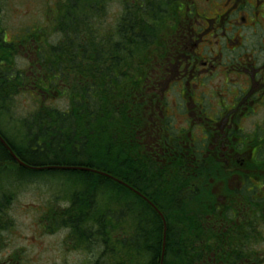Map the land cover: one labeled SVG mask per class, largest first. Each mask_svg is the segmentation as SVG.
Listing matches in <instances>:
<instances>
[{"label": "trees", "instance_id": "trees-1", "mask_svg": "<svg viewBox=\"0 0 264 264\" xmlns=\"http://www.w3.org/2000/svg\"><path fill=\"white\" fill-rule=\"evenodd\" d=\"M81 1H65L54 22L60 39L49 45V50L36 52L41 68L33 80V97L38 109L19 122L17 133L34 139L22 149L1 132L0 136L29 167H82L99 174L69 172L84 186L69 185L54 176L64 173L60 170L18 167L0 144L2 165L18 167L17 176L12 179L0 177L2 184L10 186L6 196L0 198V250L5 245L3 234L10 229L11 219L6 211L14 200L16 187L32 183L48 184L54 190L41 215V228L49 234L65 231L64 244L83 256L81 264H160L163 223L157 210L166 224L162 264H203L212 258L211 254L218 260V247H206L203 215L200 210L192 214V205L183 202L181 196L187 192L192 199H202L205 190L201 172L193 181L198 188L189 192L184 174L179 170L173 174L157 170V157L138 140L137 132L146 121L147 96L142 85L152 58L163 44L167 23L176 15L172 0H130L114 22L107 0L102 1L104 6L98 1L96 11L90 5L95 13L92 15L87 12L89 7L78 5ZM8 48L18 62L17 46L4 40L0 5V101L6 106L12 104V96L27 93L30 88L19 63L6 62ZM46 99H65L67 107L46 106ZM96 138L104 141L98 147L102 154L95 162H78L79 151L91 155L90 143ZM79 145L83 150L77 152ZM54 150L65 151L66 158L55 155L49 160V153ZM127 162L141 168L126 174ZM110 176L127 186L111 183ZM93 186L101 190L94 200L86 193ZM157 186L168 197L176 195L178 202H157ZM140 187L149 190L145 192ZM133 190L141 196L134 195ZM127 191L137 203L133 201L125 210L122 196Z\"/></svg>", "mask_w": 264, "mask_h": 264}, {"label": "flooded vegetation", "instance_id": "flooded-vegetation-1", "mask_svg": "<svg viewBox=\"0 0 264 264\" xmlns=\"http://www.w3.org/2000/svg\"><path fill=\"white\" fill-rule=\"evenodd\" d=\"M107 5L114 22L123 7ZM172 8L142 86L152 98L139 143L157 170L183 173L191 193L201 172L202 199L181 196L203 215L206 247H218V260L203 264H264V0H172ZM157 196L166 197L158 186Z\"/></svg>", "mask_w": 264, "mask_h": 264}, {"label": "rangeland", "instance_id": "rangeland-1", "mask_svg": "<svg viewBox=\"0 0 264 264\" xmlns=\"http://www.w3.org/2000/svg\"><path fill=\"white\" fill-rule=\"evenodd\" d=\"M65 0H0V5L2 9V21L4 26V35L8 42L12 43L15 40L17 35L23 34L28 28L40 27L45 29L51 36V40L56 38V34H53L52 30V20H53V11L56 8L58 2H64ZM81 1V0H80ZM102 5L104 0H83L80 4V7H91L95 6V2H98ZM120 7H125V1L119 0ZM87 4V5H86ZM127 5V4H126ZM104 6V3L103 5ZM78 7V6H77ZM64 6L62 10H64ZM55 10V12H56ZM91 12L90 15L95 14L94 9L90 7L87 12ZM121 11V9H120ZM102 14V13H101ZM72 24V21H69ZM70 26V25H69ZM117 27V26H116ZM170 25L168 24L166 30H170ZM5 52L9 55V59L6 62L17 64L15 57L11 55V49L8 48ZM22 49L18 52V56L21 59L20 63L21 71L25 74H30L28 65V56L22 52ZM22 54V55H19ZM3 71V70H2ZM4 72V71H3ZM5 74V73H3ZM12 104L9 106L4 105L0 101V132L3 137L7 140H10L16 147L25 149L29 141H32L33 137H24L23 135L17 134L19 131V122L22 121L30 115L37 111L38 102H36L28 94L14 95L12 96ZM46 106H52L56 108L65 109L67 107V101L65 99H58L50 103L47 102ZM7 107V108H6ZM49 129H47L48 131ZM0 136V138H3ZM103 140L95 139L90 143L89 152L91 155H88L85 151H79L81 149L80 145L77 146V152L79 153L78 162L88 163L89 161L95 162L99 154L98 147ZM104 143V141H103ZM83 150V149H81ZM64 154H62V153ZM48 156L51 160V156H63L66 158L65 151L59 152H50ZM84 155V156H81ZM81 156V157H80ZM107 156V155H106ZM105 156V160L108 157ZM84 158V159H83ZM64 161H69L65 159ZM74 161V162H77ZM86 161V162H85ZM17 165V164H16ZM8 164L2 165L0 161V177L6 179H12V176H17V166ZM106 166V165H105ZM24 168L22 166H19ZM107 167V166H106ZM103 167V168H106ZM127 169V167H125ZM46 170V169H44ZM54 170V169H51ZM129 169H127L128 172ZM62 173H57L54 175L58 179L64 180L69 185H79L80 187L84 186V183L81 179L72 178L74 175L67 174L69 172H74L72 170H61ZM131 171V170H130ZM129 171V172H130ZM84 172V171H82ZM126 172V174H127ZM109 176L107 174H104ZM21 177V176H20ZM110 182L114 183L115 178L111 177ZM1 179V178H0ZM110 183V185H111ZM125 183V182H124ZM48 184H32L25 183L16 187V194L12 204L8 207L6 213L11 219L10 229L4 232V249L0 251V262L6 259L14 258L19 264H81L83 261V256L76 252L68 250L64 244L65 232L60 231L57 234L46 233L40 226L41 215L46 209L45 205L49 202L47 199L50 194L54 191ZM10 186L2 184L0 182V198L6 196L9 191ZM109 187V185L107 186ZM144 190L148 192L149 187H144ZM87 190V189H86ZM101 190L97 186L89 187L87 196L90 195L92 200ZM104 192H108L107 189ZM122 192V191H121ZM158 193H161L158 191ZM107 196V195H103ZM167 197V198H166ZM157 196L160 201H171V196L168 197ZM135 201L131 195L127 192H124L122 196V204L125 210L130 208V204ZM136 202V201H135ZM137 203V202H136ZM175 203V202H174ZM158 211V210H157ZM158 213H160L158 211ZM164 219V218H163ZM165 221V219H164ZM166 226V224H165ZM166 231V228H165ZM90 263L92 261H89Z\"/></svg>", "mask_w": 264, "mask_h": 264}, {"label": "bare ground", "instance_id": "bare-ground-1", "mask_svg": "<svg viewBox=\"0 0 264 264\" xmlns=\"http://www.w3.org/2000/svg\"><path fill=\"white\" fill-rule=\"evenodd\" d=\"M27 138V137H26ZM0 144L1 145H3L4 147H5V149L8 151V153H9V155L11 156V158H12V160L14 161V163L15 164H17L18 165V167L19 166H22V167H24V168H30V169H37V170H44V169H47V170H51V169H54V170H63V171H65V170H72V171H80V172H82V171H89V172H95V171H91V170H89V169H85V168H82V167H45V168H34V167H29V166H27L26 164H24L23 162H21L16 156H15V154L12 152V150L10 149V147L8 146V144L5 142V140L3 139V138H0ZM84 159V158H83ZM95 173H97V174H99L98 172H95ZM102 175H104V174H102ZM115 183H117V184H121L122 185V187L125 185V183L124 182H121V181H119V180H117L116 179V181H115ZM138 194V193H137ZM145 199V198H144ZM146 201L150 204V202L146 199ZM157 213H158V211H157ZM158 215L160 216L161 214L160 213H158ZM160 218H161V216H160ZM164 218V217H163ZM162 219V218H161ZM162 223H163V251H164V239H165V228H166V226H165V221H164V219H162ZM84 234V233H83ZM163 251H162V255H161V260H160V264H162V260H163Z\"/></svg>", "mask_w": 264, "mask_h": 264}, {"label": "water", "instance_id": "water-1", "mask_svg": "<svg viewBox=\"0 0 264 264\" xmlns=\"http://www.w3.org/2000/svg\"><path fill=\"white\" fill-rule=\"evenodd\" d=\"M161 216V218L163 219V216L162 215H160Z\"/></svg>", "mask_w": 264, "mask_h": 264}]
</instances>
